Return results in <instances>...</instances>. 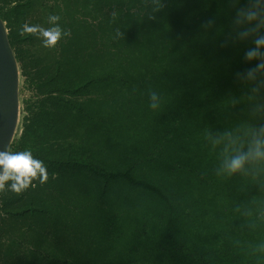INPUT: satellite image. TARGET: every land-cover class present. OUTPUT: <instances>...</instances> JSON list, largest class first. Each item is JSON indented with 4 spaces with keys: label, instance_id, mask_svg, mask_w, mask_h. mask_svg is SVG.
Returning a JSON list of instances; mask_svg holds the SVG:
<instances>
[{
    "label": "trees",
    "instance_id": "16d2710c",
    "mask_svg": "<svg viewBox=\"0 0 264 264\" xmlns=\"http://www.w3.org/2000/svg\"><path fill=\"white\" fill-rule=\"evenodd\" d=\"M51 14L71 32L56 47L19 34ZM0 17L29 92L10 150L49 173L0 193V264H264V165L217 174L264 125L229 0H0Z\"/></svg>",
    "mask_w": 264,
    "mask_h": 264
},
{
    "label": "clouds",
    "instance_id": "9594fccd",
    "mask_svg": "<svg viewBox=\"0 0 264 264\" xmlns=\"http://www.w3.org/2000/svg\"><path fill=\"white\" fill-rule=\"evenodd\" d=\"M229 2L235 8L234 39H251L254 46L247 48L244 56L248 61H257L253 67L237 75L254 83L253 92H260L264 89V0H246L245 6H240L241 0H229ZM112 16L115 18L116 13L113 12ZM59 21V15L51 14L48 16L50 27L25 23L19 30V34L35 36L42 40L43 47L54 48L61 39L71 35L70 31L61 28ZM149 100L153 110L160 108L161 96L156 91L150 90ZM225 135L231 136V133H225ZM249 164L264 165V125L252 130L246 151L238 149L234 155L224 159L222 168L217 174L226 172L230 175L243 172ZM48 179L47 165L43 160L36 158L31 149L0 150V193L11 190L19 195L30 187H35L34 181L44 184ZM260 248L264 250V245Z\"/></svg>",
    "mask_w": 264,
    "mask_h": 264
},
{
    "label": "water",
    "instance_id": "95a60500",
    "mask_svg": "<svg viewBox=\"0 0 264 264\" xmlns=\"http://www.w3.org/2000/svg\"><path fill=\"white\" fill-rule=\"evenodd\" d=\"M20 70L0 17V150L10 149L20 116Z\"/></svg>",
    "mask_w": 264,
    "mask_h": 264
},
{
    "label": "rangeland",
    "instance_id": "374dc122",
    "mask_svg": "<svg viewBox=\"0 0 264 264\" xmlns=\"http://www.w3.org/2000/svg\"><path fill=\"white\" fill-rule=\"evenodd\" d=\"M28 96H29V92L27 89H23V82H22L21 77H20V84H19L20 109L22 108V100L26 99ZM20 122H21V115L19 116L18 127L20 126ZM16 133H17V131H16ZM19 133H20V131H19Z\"/></svg>",
    "mask_w": 264,
    "mask_h": 264
}]
</instances>
